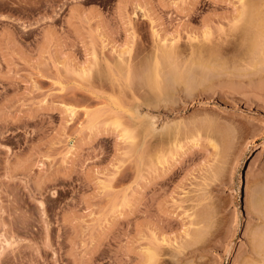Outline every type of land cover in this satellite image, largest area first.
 Wrapping results in <instances>:
<instances>
[{"label": "rangeland", "instance_id": "1", "mask_svg": "<svg viewBox=\"0 0 264 264\" xmlns=\"http://www.w3.org/2000/svg\"><path fill=\"white\" fill-rule=\"evenodd\" d=\"M243 4L0 0V264H264V54L205 51Z\"/></svg>", "mask_w": 264, "mask_h": 264}, {"label": "bare ground", "instance_id": "2", "mask_svg": "<svg viewBox=\"0 0 264 264\" xmlns=\"http://www.w3.org/2000/svg\"><path fill=\"white\" fill-rule=\"evenodd\" d=\"M247 1H249V0H247ZM246 2V1H245ZM242 3V2H241ZM247 3V2H246ZM244 5V4H243ZM242 5V9L241 10H239V12H237L236 13V15H234L232 18H230L231 16H226V18L224 17V16H222V18L224 19V20H227V21H225L226 23V26H220V27H216V28H218V30L216 29V32L214 31V27H215V25L213 26V23H211L214 19H212V21L211 20H209V23H207V28H206V30H205V40H207L206 42V44H207V49H205V51H206V53H208V55H207V57H208V59L209 60H207V62H208V68H209V70L208 71H210L211 69V67L213 66V64L215 63L216 64V61H218V60H220L219 58H221L222 57V54H225V53H229V50L231 51V49H233L234 50V46L236 45V47H238V44L240 45V43L239 42H242L243 41V39H245V36L248 34L249 36H251V37H249L248 39H249V41L251 42V44H252V46H251V44L249 45V42H247V40L245 41L246 43H248V47H249V51H250V49L252 50V48L253 49H255L254 50V52L256 51V48H257V53H258V55H257V53L255 54V56H260L259 55V52L261 53V54H264V24L262 23V21L260 20V18L261 17H258L257 15H256V13H255V11L253 10V8H252V6L250 5V4H248L249 5V7H248V5L247 4H245L244 6ZM253 5V4H252ZM246 6V7H245ZM251 6V7H250ZM253 7H255V6H253ZM244 9V10H243ZM255 10H256V12H257V8L255 7L254 8ZM258 14H259V12H258ZM259 16H260V14H259ZM264 17V16H263ZM262 17V18H263ZM259 18V19H258ZM211 21V22H210ZM263 22H264V19H263ZM212 24V25H211ZM213 26V27H212ZM251 39V40H250ZM242 44H244V42H242ZM250 46L252 47V48H250ZM259 46V47H258ZM236 47H235V49H236ZM258 48H259V52H258ZM219 49V50H218ZM215 50H217V51H215ZM232 50V51H233ZM216 52V54H214L215 52ZM218 51H223V52H225V53H221V52H219V56L217 55L218 54ZM228 51V52H227ZM250 52H252V51H250ZM221 53V54H220ZM253 53V52H252ZM251 54V53H250ZM221 56V57H220ZM263 56V55H262ZM255 58H257L259 61H260V57L258 58V57H255ZM264 58V57H263ZM249 59H251V56H250V58ZM252 59H253V57H252ZM256 60V59H255ZM222 61V60H221ZM257 61V60H256ZM259 61L257 62V63H259ZM220 62V61H219ZM218 62V63H219ZM248 62V61H247ZM250 62V61H249ZM217 63V64H218ZM223 63V62H222ZM256 63V64H257ZM217 64L215 65V66H217ZM244 64V63H243ZM246 64H249V63H246ZM251 64H253V62L251 61ZM205 65H206V63H205ZM219 65H221V63L219 64ZM218 65V66H219ZM250 65V64H249ZM254 66H255V64H253ZM253 65H252V68H253ZM258 65V64H257ZM204 66V65H203ZM260 66V65H259ZM243 67V66H242ZM251 67V66H250ZM264 66L262 65V67L261 68H263ZM244 68V67H243ZM255 68V67H254ZM260 68V69H261ZM213 69L214 70H216V67H213ZM220 69H222V68H220ZM264 69V68H263ZM258 71H259V69H257ZM262 70V69H261ZM217 71V70H216ZM245 70H242V71H240V73L242 74V72H244ZM253 71V70H252ZM264 71V70H263ZM206 72V71H205ZM211 72H213L212 70H211ZM210 72V73H211ZM232 72V71H231ZM248 72V71H247ZM251 72V71H250ZM261 72V71H260ZM220 73V72H219ZM219 73L217 74V72H216V74L220 77V75H219ZM239 73V72H238ZM239 73V74H240ZM254 73V72H253ZM262 73L263 72H261V76H262ZM188 74H190V73H188ZM206 74V73H205ZM204 74V75H205ZM214 74H215V71H214ZM213 74V75H214ZM245 74H247V73H245ZM208 75L209 76H213L212 74H209V72H208ZM207 75V76H208ZM228 75V73L226 74V76ZM236 75H238V74H234L233 72H232V74H229V76H225L226 78H228L229 79V81H230V79H231V81H233L232 79H233V77L234 78H236L237 76ZM250 75V74H249ZM257 75V74H256ZM189 76V75H188ZM188 76H187V80H188ZM192 76V75H191ZM190 76V77H191ZM206 76V77H207ZM218 76H217V78H218ZM222 77H224L223 75H221ZM242 76H243V74H242ZM251 76H252V74H251ZM255 76V75H254ZM245 77V76H244ZM243 77V78H244ZM247 77H250V76H247ZM208 79H210L209 77H207ZM211 78H213V77H211ZM216 78V79H217ZM221 78V77H220ZM219 78V79H220ZM238 78V80H240L239 78H241V79H243L240 75L237 77ZM251 78V77H250ZM190 79V78H189ZM204 79V78H203ZM214 79V78H213ZM218 79V80H219ZM245 79H247V78H245ZM217 80V82H219ZM225 80V79H224ZM235 80V79H234ZM237 80V79H236ZM205 81H206V79H205ZM212 81V80H211ZM242 81V80H241ZM209 82H210V80H209ZM213 82V81H212ZM216 82V83H217ZM221 82H222V80H221ZM212 84V83H211ZM151 127V126H150ZM198 239V238H197ZM184 250V249H183ZM150 251V250H149ZM179 252V251H178ZM189 252V251H188ZM152 253V252H151ZM184 253V252H183ZM187 253V252H186ZM149 255V254H148ZM154 254L152 253V254H150L149 255V261L151 262V260L154 258V256H153ZM176 256V255H175ZM182 256V255H181ZM155 259V258H154ZM178 261V260H177ZM176 261V262H177ZM150 264H152V263H150Z\"/></svg>", "mask_w": 264, "mask_h": 264}]
</instances>
